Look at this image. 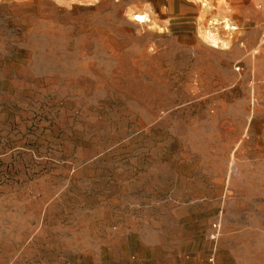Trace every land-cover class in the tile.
<instances>
[{
  "label": "rangeland",
  "instance_id": "1",
  "mask_svg": "<svg viewBox=\"0 0 264 264\" xmlns=\"http://www.w3.org/2000/svg\"><path fill=\"white\" fill-rule=\"evenodd\" d=\"M0 264H264V0H0Z\"/></svg>",
  "mask_w": 264,
  "mask_h": 264
},
{
  "label": "bare ground",
  "instance_id": "2",
  "mask_svg": "<svg viewBox=\"0 0 264 264\" xmlns=\"http://www.w3.org/2000/svg\"><path fill=\"white\" fill-rule=\"evenodd\" d=\"M135 20H141L144 21L145 20V16H143L142 14H137V17L135 18Z\"/></svg>",
  "mask_w": 264,
  "mask_h": 264
},
{
  "label": "clouds",
  "instance_id": "3",
  "mask_svg": "<svg viewBox=\"0 0 264 264\" xmlns=\"http://www.w3.org/2000/svg\"><path fill=\"white\" fill-rule=\"evenodd\" d=\"M62 2V0H57V3H61Z\"/></svg>",
  "mask_w": 264,
  "mask_h": 264
}]
</instances>
